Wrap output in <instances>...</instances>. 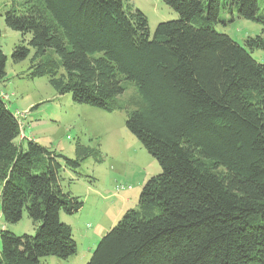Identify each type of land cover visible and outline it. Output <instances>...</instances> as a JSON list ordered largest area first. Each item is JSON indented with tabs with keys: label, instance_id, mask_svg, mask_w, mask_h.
<instances>
[{
	"label": "trees",
	"instance_id": "1",
	"mask_svg": "<svg viewBox=\"0 0 264 264\" xmlns=\"http://www.w3.org/2000/svg\"><path fill=\"white\" fill-rule=\"evenodd\" d=\"M163 2L178 17L152 35L127 0H9L0 14L28 36L10 53L13 64L29 59L26 78L45 76L57 94L107 112L131 101L125 126L161 167L86 264H264V62L245 48L264 41L240 45L214 27L221 9L228 21L264 23L259 0ZM6 61L0 48V83ZM129 85L133 101L119 97ZM19 136L0 91V215L17 223L26 212L36 224L33 234L0 231V264L67 259L76 243L59 212L82 202L61 172L88 152L78 144L69 158Z\"/></svg>",
	"mask_w": 264,
	"mask_h": 264
},
{
	"label": "rangeland",
	"instance_id": "2",
	"mask_svg": "<svg viewBox=\"0 0 264 264\" xmlns=\"http://www.w3.org/2000/svg\"><path fill=\"white\" fill-rule=\"evenodd\" d=\"M127 1L146 16L151 35L159 22L178 17V13L163 0ZM7 7L9 0H0V14ZM259 14L264 17L263 0H259ZM229 18L230 15L221 9L215 29L240 45L248 37L257 35L264 41V23L235 13L231 21ZM0 29V48L7 55L6 79L0 83V91L9 110L16 113L21 124V136L16 141L20 142L25 136L69 158L76 157L78 144L88 152L76 170H61L62 188L82 202L74 214L59 212L60 221L71 226L76 253L67 259L46 256L40 259V264H86L101 237L127 209L137 207L142 186L148 178L160 173L161 167L125 126L127 113L133 109L131 101L123 110L107 112L74 102L70 93L57 94L45 76L26 78L23 72L29 66V59L13 64L10 53L13 46L24 42L28 36L23 37L7 28L2 16ZM245 48L253 59L264 62V48ZM119 97L133 101L132 85ZM22 142L25 146L26 141ZM35 227L26 212L17 223H6L0 215V231L7 230L15 235L33 234Z\"/></svg>",
	"mask_w": 264,
	"mask_h": 264
},
{
	"label": "crops",
	"instance_id": "3",
	"mask_svg": "<svg viewBox=\"0 0 264 264\" xmlns=\"http://www.w3.org/2000/svg\"><path fill=\"white\" fill-rule=\"evenodd\" d=\"M23 136V135H22ZM29 139H31V138H29Z\"/></svg>",
	"mask_w": 264,
	"mask_h": 264
}]
</instances>
